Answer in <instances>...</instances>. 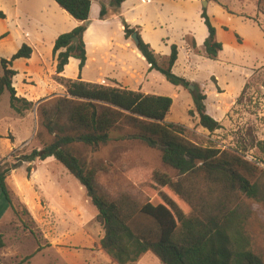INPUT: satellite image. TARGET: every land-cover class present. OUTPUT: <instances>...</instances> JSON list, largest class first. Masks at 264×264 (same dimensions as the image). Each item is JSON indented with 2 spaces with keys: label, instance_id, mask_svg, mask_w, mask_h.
I'll use <instances>...</instances> for the list:
<instances>
[{
  "label": "rangeland",
  "instance_id": "1",
  "mask_svg": "<svg viewBox=\"0 0 264 264\" xmlns=\"http://www.w3.org/2000/svg\"><path fill=\"white\" fill-rule=\"evenodd\" d=\"M11 4L12 0H0V12L6 9L13 11ZM48 4L47 0H21L19 13L15 16L12 14L11 23L6 25V18L0 23V32L6 27L10 28L11 33L9 38H6L7 34L0 38V59L10 60L15 49L23 44L34 51L33 59L27 66L20 62L13 63V69L19 75L13 80L17 94L23 91L38 92L49 84L61 86L54 70L57 62L54 65L50 43L57 33H67L73 21L60 11L49 8ZM259 12L264 15V0H260ZM261 25L264 30V18ZM115 29L111 33L118 38ZM17 33H20L21 39L17 38ZM230 42L229 37L224 39L227 58L234 55ZM94 57L99 60V56ZM90 66L87 75L95 77L99 65L92 63ZM198 68L200 73L192 75V80L188 81L195 87L194 90L176 87L165 78L162 81L157 76H150L146 83L149 95L172 98L169 120L185 127L186 143L212 146L235 153L243 159L249 153L264 163V156L258 151L259 142L264 141V66L248 72L249 77L244 74L245 78L241 69L222 62L205 61ZM75 69L71 65L67 74L73 75ZM209 75L216 77L221 87L234 93L246 79L240 95L223 106L222 118L213 117L222 125V129L214 133L199 125L197 115H189L195 109L192 92L196 87L207 96L206 104L212 114L213 109L223 104L218 98L224 92L215 88L214 79L205 78ZM62 90L63 94L58 97L66 95L63 86ZM53 97L46 98L49 101L41 104L39 101L33 102L34 108L22 116L10 108L8 92L0 100V172L6 170L11 199L10 205L0 189V235L6 246L1 248L0 263L112 264L101 250L100 241L104 231L96 220L97 209L88 199L85 188L55 159L31 163L23 159L32 151L41 150L54 141V135L44 127L41 112L55 104L58 97ZM137 134L132 124L123 122L111 132L108 144L94 149L78 143L71 146V151L86 169L95 170L99 195L115 202L127 199L132 206L140 207L148 202L157 203L158 192L152 188L155 174L176 180L177 173L163 164L159 150L149 148L136 138ZM250 164V171L244 172V175L252 183L264 184V167ZM200 189L206 192L205 186ZM235 202L244 210L253 212L254 217L249 222L253 251L264 259V196L261 201H256L242 195ZM49 210H55V213ZM136 264H161V261L149 252Z\"/></svg>",
  "mask_w": 264,
  "mask_h": 264
},
{
  "label": "trees",
  "instance_id": "2",
  "mask_svg": "<svg viewBox=\"0 0 264 264\" xmlns=\"http://www.w3.org/2000/svg\"><path fill=\"white\" fill-rule=\"evenodd\" d=\"M125 1L111 0V4L117 11ZM54 2L82 25L59 36L53 47L58 82L66 89V95L54 96L58 97L55 104L41 112L44 127L54 135V141L24 156V161L54 158L85 188L104 231L101 250L112 264H136L149 252L161 264H264V259L253 251L249 222L254 214L235 202L242 195L256 201L263 199L264 184L252 183L244 175L251 164L229 151L186 143L185 127L167 122L173 106L170 97L86 83L80 77L78 80L60 77L71 58L80 61V73L86 65L84 34L92 2ZM107 14L103 5L101 19ZM5 18L0 12V19ZM202 18L209 31L204 52L207 58L216 60L223 45L216 41V29L206 11ZM124 27L125 38L130 39L136 31L126 23ZM73 38L79 40L76 45ZM139 39L138 49L150 69L158 71L170 84L188 89L190 83L172 71L178 60L177 46L171 47L167 61L160 64L150 46ZM191 46L196 49L194 41ZM33 53L29 45L23 44L10 60L0 59V100L8 92L10 108L20 116L32 110L34 103L18 96L13 85L18 71L13 69V63L29 60ZM192 97L195 109L189 115H197L199 125L211 133L222 129L207 112V96L196 87ZM44 101L49 100H41L39 104ZM123 122L132 124L138 131L136 138L159 150L163 164L177 173L176 180L158 173L152 178V188L158 192L155 204L148 202L137 207L127 199L115 202L99 195L95 170L86 169L71 151V146L78 143L94 149L108 144L111 132ZM258 151L264 156V141L259 142ZM201 186L206 187L205 193L201 192ZM0 189L11 205L6 170L0 172ZM4 246L0 235V248Z\"/></svg>",
  "mask_w": 264,
  "mask_h": 264
},
{
  "label": "crops",
  "instance_id": "3",
  "mask_svg": "<svg viewBox=\"0 0 264 264\" xmlns=\"http://www.w3.org/2000/svg\"><path fill=\"white\" fill-rule=\"evenodd\" d=\"M47 1L49 8L52 7L60 11L73 21V25L67 33L82 25L81 22L61 9L54 0ZM91 2L90 17L86 22L87 30L84 34L87 52L86 65L80 73V61L71 58L61 74L62 77L76 80L80 77L86 83L117 85L127 90L141 91V93L148 95L146 83L150 76H157L162 81L165 77L158 71L151 70V65L143 57L138 46L131 38H125L124 23L130 29H134L142 41L150 46L160 64L167 61L171 54V47L176 45L178 60L172 71L187 81L192 80V75H196L197 72L200 73L198 66L205 61L207 63L222 62L230 67L241 69L242 76L246 74L247 77L252 70L264 66V30L261 25L264 15L259 12L260 0H230L229 2L223 0H126L117 11L112 7L111 0H91ZM20 4L21 0H12L13 11L8 9L1 11L6 16V25L11 23L13 13L14 16L19 13ZM103 5L108 11L105 19L100 17ZM204 11L216 29V41L223 45V50L216 60L207 58L204 52L205 42L209 39V31L202 18ZM1 22L2 19H0ZM114 27H116L118 38L111 33ZM239 31L241 33H238ZM3 34H7L6 38H9L11 36L10 28L5 27L0 32V38ZM61 35L63 34L57 33L51 40V52L55 41ZM17 36L18 39L22 38L20 33H17ZM227 37L231 41L234 52L230 58L226 57L224 44V39ZM192 41L195 42L196 49L192 48ZM19 48L20 45L15 49V53ZM95 55L99 56V60H95ZM32 59H20L14 64L20 62L23 66H27ZM53 62L55 65L56 60L54 58ZM92 63L99 65L95 77L87 75ZM71 65L75 66L76 69L70 76L67 74V69ZM54 70H56V65ZM243 77L245 78V76ZM205 78L214 79L215 88L222 89L224 92L218 98V101L223 104L218 109H213L214 114L206 104L208 114L220 119L223 116V106L240 95L246 85V79H244L240 89L234 93L228 88L221 87L216 77L209 75ZM63 92L62 86L49 84L38 92L23 91L22 94L18 93V96L36 103L52 96H60ZM167 121L170 122L169 116ZM49 160H54V158H49ZM49 211L55 213V210Z\"/></svg>",
  "mask_w": 264,
  "mask_h": 264
},
{
  "label": "built area",
  "instance_id": "4",
  "mask_svg": "<svg viewBox=\"0 0 264 264\" xmlns=\"http://www.w3.org/2000/svg\"><path fill=\"white\" fill-rule=\"evenodd\" d=\"M244 159H245V161H247L249 163H252V164H254L256 166H262V167H264V163L262 162V160H260L259 158H256V157L252 156L249 153L245 154Z\"/></svg>",
  "mask_w": 264,
  "mask_h": 264
},
{
  "label": "water",
  "instance_id": "5",
  "mask_svg": "<svg viewBox=\"0 0 264 264\" xmlns=\"http://www.w3.org/2000/svg\"><path fill=\"white\" fill-rule=\"evenodd\" d=\"M131 39H132V41L138 46L139 45V43H140V39H139V36H138V34L137 33H135V34H133L132 36H131ZM78 38H73V44L74 45H76L77 43H78ZM194 86H192V85H190L189 86V90H194Z\"/></svg>",
  "mask_w": 264,
  "mask_h": 264
}]
</instances>
